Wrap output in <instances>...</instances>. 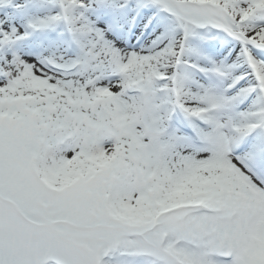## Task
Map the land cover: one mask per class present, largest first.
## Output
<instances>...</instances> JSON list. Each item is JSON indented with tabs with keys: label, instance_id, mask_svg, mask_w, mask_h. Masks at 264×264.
Listing matches in <instances>:
<instances>
[{
	"label": "snow or ice",
	"instance_id": "snow-or-ice-1",
	"mask_svg": "<svg viewBox=\"0 0 264 264\" xmlns=\"http://www.w3.org/2000/svg\"><path fill=\"white\" fill-rule=\"evenodd\" d=\"M0 264H264V0H0Z\"/></svg>",
	"mask_w": 264,
	"mask_h": 264
}]
</instances>
